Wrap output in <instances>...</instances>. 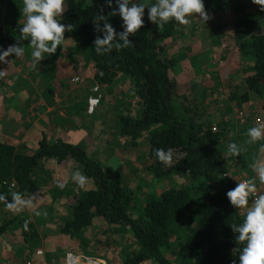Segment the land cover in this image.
<instances>
[{
    "label": "rangeland",
    "instance_id": "374dc122",
    "mask_svg": "<svg viewBox=\"0 0 264 264\" xmlns=\"http://www.w3.org/2000/svg\"><path fill=\"white\" fill-rule=\"evenodd\" d=\"M136 2L146 3V0ZM13 6L2 10L4 24L24 21L23 0H16ZM252 7L260 12L255 31L264 32V11L253 2L246 3L242 10L250 11ZM205 10L211 17L205 24L198 16L190 17L189 25H178L165 40V54L173 60L167 75L177 87L181 104L195 107L191 113L221 133L219 145L223 159L231 164L227 175H233L239 183L255 178L252 165L264 161V153L259 151L264 139L248 144L244 135L248 128L256 126L255 113L264 124V89L255 94L245 86L247 68L232 36L234 11L225 5ZM22 45L25 48L22 56H9L6 60L11 63L0 66V70L7 71L0 78V141L20 145L28 152L37 146L44 133L47 142L61 138L81 146L105 175L116 178L131 194V216L141 212L148 195L186 182L181 175L157 178L146 171L147 131L135 137L133 145H128V139L119 135L118 116H134L139 111V102L126 75L116 76L107 85L95 84L86 46L70 39L55 54H45V59L35 67L31 48ZM96 95L99 103L88 111L87 100ZM233 142L243 148L236 157L226 155L228 145ZM42 163L46 176L44 183L31 194L34 207L16 212L0 204V222L11 220L0 235V264H23L26 252L36 248L43 251L51 264L66 250L100 257L106 264L119 263L128 251L140 250L127 227L108 224L102 219L74 234L60 233L58 227L67 218L71 194L83 188L71 179L79 166L72 161L58 164L51 159ZM262 187L258 191L264 193ZM36 211L41 215H36ZM25 221H28L27 231L23 228ZM178 243L179 240H172L171 249ZM167 257L178 263L171 253ZM140 264L155 263L145 260Z\"/></svg>",
    "mask_w": 264,
    "mask_h": 264
},
{
    "label": "trees",
    "instance_id": "16d2710c",
    "mask_svg": "<svg viewBox=\"0 0 264 264\" xmlns=\"http://www.w3.org/2000/svg\"><path fill=\"white\" fill-rule=\"evenodd\" d=\"M15 1L0 0V52L17 40L28 44L20 40L24 21L3 23L2 10L13 6ZM154 2L146 0L145 4ZM203 3L205 8L225 5L234 11L232 36L248 72L244 83L248 90L260 94L264 89V32L255 31L259 10L256 7L242 10L252 0H203ZM64 7L59 19L74 26L73 31L65 32V39L86 46L92 81L107 85L116 76L126 75L131 82L139 111L134 116H118L119 135L128 139V145H133L135 137L147 131L146 171L157 178L181 175L186 182L148 195L141 212L131 216V194L116 178L105 175L81 146L61 138L47 142L43 133L37 146L28 152L20 145L0 141V194L9 202L12 192L28 196L44 183V159L58 164L72 161L89 178V185L71 194L67 218L58 227L60 233L74 234L97 219L124 225L140 250L128 251L116 264H140L145 260L174 264L168 259V253L176 258L177 264H233V261L239 264L243 245L236 242L230 225L242 222L244 210L234 208L226 196L227 191L235 188L237 179L227 175L231 164L223 159L219 145L221 133L196 118L191 113L195 107L181 104L177 87L167 75L173 60L165 54V40L179 24L172 21L158 28L148 20L146 8L143 27L128 37L133 46L97 55L93 42L97 36L103 38V32L96 31L93 19L101 8L106 16L114 11L115 0L111 8L106 6L105 0H65ZM108 22L117 33L123 31L119 15L108 16ZM158 148L173 149L170 165L157 160L154 150ZM10 222V219L0 222V235ZM174 239L179 243L171 249Z\"/></svg>",
    "mask_w": 264,
    "mask_h": 264
},
{
    "label": "clouds",
    "instance_id": "9594fccd",
    "mask_svg": "<svg viewBox=\"0 0 264 264\" xmlns=\"http://www.w3.org/2000/svg\"><path fill=\"white\" fill-rule=\"evenodd\" d=\"M252 2L264 11V0H252ZM105 4L111 8L113 0H105ZM115 4L116 9L108 16L119 15L123 22V31L116 32L108 22V16L102 14L103 8H101L93 19L96 31L103 32V38L97 36L93 42L92 48L97 55H105L111 53L113 49L121 50L133 46L128 37L135 35L143 27L146 8L148 20L158 28L172 21L179 25H189L190 17L194 16H198L203 24L211 18L205 10L203 0H155L151 4L139 3L136 0H115ZM64 5L65 0H23L22 15L25 19L20 28V40L28 41L33 67L45 59V54L50 56L55 54L58 47L60 48L66 40L65 32L74 30L73 25L62 23L59 19L65 11ZM24 51V46L17 40L15 45H10L7 50L0 52V63H11L6 60L7 57L18 58L24 54ZM6 74V70H0V78ZM89 103L96 105L99 103V98L89 97ZM244 135L248 144L264 139V124L248 128ZM242 151V146L233 142L228 145L226 155L236 157ZM259 151L264 153V144L260 146ZM154 155L159 162L170 165L174 153L171 148L167 150L158 148L154 150ZM252 167L256 177L240 181L235 188L226 193L228 201L234 208L244 210L242 222L230 225L231 230L236 234V242L243 245L239 251V264H264V193L259 192L257 187V179L260 185H264V161H259ZM218 178L223 179V176ZM71 179L78 186L84 187L89 178L77 169L72 173ZM33 199L31 194L25 196L20 192H12L9 202L5 195L0 194V202H4L8 210L16 212L34 207ZM35 214L41 215L39 211ZM23 228L25 231L28 230V221L24 222Z\"/></svg>",
    "mask_w": 264,
    "mask_h": 264
},
{
    "label": "built area",
    "instance_id": "2783aa9c",
    "mask_svg": "<svg viewBox=\"0 0 264 264\" xmlns=\"http://www.w3.org/2000/svg\"><path fill=\"white\" fill-rule=\"evenodd\" d=\"M92 97L98 98L99 96L96 95ZM93 106L94 105L89 103V98H88L87 100L88 111H90ZM253 120L256 125L263 124V119L258 113L254 114ZM43 254L44 253L40 248L27 251L26 256L23 260V264H51L48 263V261L45 259ZM61 264H106V262L104 259L100 257L88 256L81 253H76L70 250H66L63 252Z\"/></svg>",
    "mask_w": 264,
    "mask_h": 264
},
{
    "label": "crops",
    "instance_id": "0c3cea01",
    "mask_svg": "<svg viewBox=\"0 0 264 264\" xmlns=\"http://www.w3.org/2000/svg\"><path fill=\"white\" fill-rule=\"evenodd\" d=\"M234 168V167H233ZM257 187H260V189H262V185H258ZM263 190V189H262ZM63 252V251H62ZM63 254V253H62ZM62 254L60 256H58L56 259H54V264H61L62 263ZM51 259V258H50ZM53 259V258H52Z\"/></svg>",
    "mask_w": 264,
    "mask_h": 264
}]
</instances>
